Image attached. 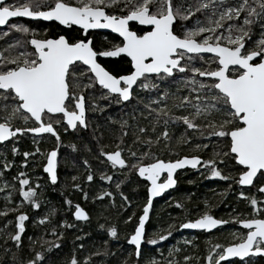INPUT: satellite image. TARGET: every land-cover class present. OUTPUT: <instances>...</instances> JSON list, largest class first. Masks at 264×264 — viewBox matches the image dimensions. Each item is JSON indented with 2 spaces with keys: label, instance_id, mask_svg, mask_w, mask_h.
Instances as JSON below:
<instances>
[{
  "label": "snow or ice",
  "instance_id": "6c2138e0",
  "mask_svg": "<svg viewBox=\"0 0 264 264\" xmlns=\"http://www.w3.org/2000/svg\"><path fill=\"white\" fill-rule=\"evenodd\" d=\"M14 17L56 21L67 31L38 37L37 29L26 23H9ZM190 19L191 26L185 23ZM0 26H8L9 31L22 34L23 39V43L22 39H15L7 45V51L0 49V143L11 140L13 156L20 152L16 142L23 136L31 134L36 145L32 151L22 152L21 166L29 164V157L41 154L43 171L55 184L59 148L64 143L61 130L63 133L87 130L89 113L103 112L108 107L107 103L98 104V99L122 104L136 98L144 103L146 112L142 115L150 118L149 123L135 124L134 139L128 144L125 138L129 134V121L113 120L119 125L116 143L111 151L99 147L98 157L117 171L127 169L147 181V202L134 231L127 237L135 247V256H141L153 198L177 183L174 177L177 169L191 166L205 168L212 178L233 179L239 186L254 187L260 194L258 198L243 190L237 193L251 210L243 218L238 213L231 219L247 231L232 233L235 242L212 245L207 264H221L229 258H238L240 264H256L257 257L264 258V182L257 183L258 179H264V0H235V3L227 0H0ZM105 29L118 34L120 39L107 47L101 43L97 48L91 33ZM107 39L102 36V41ZM24 45H30L31 50ZM122 54L129 58L127 69L114 72L100 62L101 57L116 58ZM173 84L175 90H172ZM137 90L155 94L145 99ZM173 125L184 127L175 137L177 144L192 141L188 130L201 138H215L211 141L212 157L177 153L176 159L162 158L154 147L176 152L169 132ZM44 134L55 140L54 147L41 149L38 140ZM68 147L77 150L75 143ZM194 148L207 149L208 144L196 143ZM225 158L235 167V177L224 175L217 166L225 163ZM13 163L5 160L0 175ZM83 164L89 169L84 179L93 182L94 173L88 160ZM99 175L103 181L113 180L110 173ZM13 179L18 181L22 199L16 202L15 208L5 207L0 215L17 213L10 239L19 249L23 246L22 234L29 219L27 212L20 208L26 202L32 208L40 207L37 199L40 185L38 180L33 185L24 171H19ZM72 179L75 181L77 177ZM122 183H116V188ZM4 187L15 185L5 182ZM72 188L81 190L83 198H88L80 183H73ZM113 195L102 190L94 199ZM120 196L126 202L122 207L131 204L123 192ZM7 198L11 199V193ZM64 202L74 207L72 215L77 220L89 218L80 203L73 204L67 197ZM174 203L184 207L179 201ZM48 220L49 215L38 218L41 224ZM127 220L131 221L132 216ZM228 222L206 210L197 218L180 223L179 227L211 230ZM62 225L72 227L67 221ZM52 232L55 234L56 229ZM107 234L117 237L118 230L109 226ZM170 235V231H165L146 242L154 245ZM58 239L55 243H42L51 249L59 246ZM29 240L31 249L35 241L31 237ZM175 251V248L169 249L170 254ZM17 259L19 264H44V252L35 250L30 257L14 256L13 264ZM183 259L188 261L189 257ZM84 260L87 264L89 257ZM69 264H78L75 256ZM148 264H157L156 259Z\"/></svg>",
  "mask_w": 264,
  "mask_h": 264
},
{
  "label": "trees",
  "instance_id": "16d2710c",
  "mask_svg": "<svg viewBox=\"0 0 264 264\" xmlns=\"http://www.w3.org/2000/svg\"><path fill=\"white\" fill-rule=\"evenodd\" d=\"M235 3V0H230ZM230 3V2H229ZM29 26L35 25L41 29H49L40 23L24 22ZM191 26L193 23L190 19L185 22ZM57 31H62L60 28ZM53 32V31H52ZM52 35L51 30L40 31L38 36ZM255 38V37H253ZM15 40V37L13 38ZM17 39V38H16ZM9 38L0 37V49L7 47ZM199 66V65H197ZM129 67L123 58L115 61H109L107 68L113 70H123ZM175 90L176 85H171ZM140 97L146 99L147 95L144 91L137 90ZM184 92V89H181ZM98 104H108L103 112L97 111L89 113L90 127L80 132L70 131L63 133L64 143L59 148L58 163V182L52 184L47 175L43 171L42 164L44 157L41 154L29 157V164L21 166L20 161L23 159V151H32L36 145L33 144L31 134L21 137L16 143L19 144L20 152L13 156L11 153L12 141L0 145V168H2L5 160L14 161L11 168L3 170L1 180L8 182L11 192V199L6 200L0 198V211L5 207L15 208L16 202L22 199L19 196V184L13 177L19 171H24L29 177L33 185L39 182L37 199L40 203L38 209L32 208L27 202L20 208V211L27 212L29 219L25 222L26 231L22 234L23 246L17 248L15 242L10 239V234L15 231L14 217L16 212H8L7 215H0V264H13V257H30L35 250H43L44 264H69L73 256L76 257L78 264H86L84 257H89L87 264H148L153 258L157 264H167V261H173V264H207L206 257L209 249L216 243L227 244L229 237L233 232L242 233L238 228V223L231 219L238 213L241 218L245 213H250L251 206L248 202L240 197L237 193L241 190L250 194H255L259 198V193L254 187L244 189L234 182L233 179L212 178L208 175L205 168H198L194 171H184L177 175V187L167 193L162 199L156 201L153 205L150 220L146 228V239L148 236H157L170 231L171 235L163 241H157L156 244H146L141 249V256H135V248L132 247L127 237L134 231L138 217L142 213L143 204L147 202L146 182L141 180L136 173L129 172L127 169L117 171L113 169L107 162H101L99 158V147L105 150H113L116 143V134L119 125L113 120L127 119L130 127L128 128V136L125 138L128 144H131L134 137L133 132L136 131L134 125H146L150 118H146L142 113L146 112L144 103L134 98L127 104H115L112 101H101ZM108 117H112L109 120ZM135 117V119H133ZM184 131L181 125L170 126L169 132L173 136V146L175 153H170L162 146L154 147V151L162 156V158L176 159L177 153L183 155H200L205 159L211 158L213 155V143L215 138H201L191 130L188 135L193 137L189 144H177L175 137ZM95 133V138H94ZM103 133V135H100ZM42 150H47L55 146V140L45 134L44 138L38 140ZM75 143L77 150L73 151L68 145ZM208 144L207 149L198 150L194 148V144ZM127 157V152L124 153ZM218 159V158H217ZM84 160H88L91 166L90 170L94 173V181L88 182L84 179L86 172L89 170L83 164ZM226 176L235 177L236 169L230 161L225 158V163L217 165ZM100 172L112 174V181H103L100 179ZM77 177L73 181V177ZM123 181L120 188H116V183ZM264 182V179H258L257 183ZM73 183H80L81 189L88 193V198L84 199L81 190L73 189ZM231 185V188H229ZM102 190L114 193L111 197L96 198ZM123 192L131 204L126 207L125 201L120 196ZM73 201V204L80 203L89 213V218L85 222L77 221L72 212L74 207L65 204V198ZM174 201L183 204V208L177 207ZM207 202V203H206ZM54 210V211H53ZM209 211L217 218L229 221L225 228L220 229L214 234H206L204 232H196L194 234L182 231L179 227L180 223L187 219H195L204 211ZM49 215V220L41 224L38 218ZM132 216V220L128 221L127 217ZM11 221V223H9ZM63 221H67L72 227L62 225ZM104 224V228L99 225ZM172 225L171 228L168 226ZM115 226L118 230L117 237L107 234V228ZM56 229L53 234L52 229ZM151 231L154 234L151 235ZM63 233L60 236V233ZM194 238L189 240L190 237ZM29 237L35 241L30 249L31 241ZM58 239L59 246L48 248L47 243L42 241L55 243ZM191 241V243L185 242ZM175 248L177 251L170 254L169 249ZM184 256H188L189 260L185 261ZM16 264H19L17 259ZM221 264H240L239 261ZM256 264H264V258L257 257Z\"/></svg>",
  "mask_w": 264,
  "mask_h": 264
},
{
  "label": "flooded vegetation",
  "instance_id": "af4514ba",
  "mask_svg": "<svg viewBox=\"0 0 264 264\" xmlns=\"http://www.w3.org/2000/svg\"><path fill=\"white\" fill-rule=\"evenodd\" d=\"M5 2H10V0H7ZM227 2L228 3L229 2L231 3L230 0H227ZM12 22H18V23L31 22V23H40V24H43L45 26H49L50 28L47 29V31L48 30H51L52 35H48V36H55L58 33L66 32L67 31V29L64 26L60 25L56 21L44 22V21H41V20H31V19H26V18H16V19H11L9 23H12ZM30 27H33V28H36L37 29V33H36L37 36H38V33L40 31H44L45 30V29H43V28L41 29V27L39 28L38 26H35V25H31ZM133 27H135V25H133ZM58 28H60L62 31H57ZM0 33H7V35L0 34V37L1 36H5V38H9V41H8L9 43H7V44H13L14 43V39H13L14 37H15V39L16 38L17 39H22V34L16 32L15 30L9 31V27L8 26L0 27ZM91 34L95 38L94 39V45L97 48H99L101 46V43H103V45L105 47H107V46H109V43L110 42H116V41H118L120 39V37L118 35H116L113 32L107 31V30H96L95 32H92ZM102 36H106L108 38L107 41H102ZM22 43H23V39H22ZM24 48H27L28 50H31V46L30 45H24ZM24 48H21L19 50H24ZM4 50L7 51V47L4 48ZM120 58H123L128 63V58L126 56H123V55H121L120 57H116V58H102L101 57L100 58V62L102 64H104L105 67H107V64L109 63V61L119 60ZM101 101H104V100L101 99ZM122 104H127V103H122ZM186 171H194V170H186ZM250 188H252V187H250ZM244 189H249V188H244ZM222 228H225V226L222 227ZM222 228H220V229H222ZM238 228L241 229L242 232H246L247 231L245 229L240 228L239 227V224H238ZM220 229H218V230H216V231H214L212 233H206V232H204V233H206L208 235L209 234H214L215 232H218ZM192 234H194V233H192ZM235 261H238V260H235Z\"/></svg>",
  "mask_w": 264,
  "mask_h": 264
},
{
  "label": "water",
  "instance_id": "95a60500",
  "mask_svg": "<svg viewBox=\"0 0 264 264\" xmlns=\"http://www.w3.org/2000/svg\"><path fill=\"white\" fill-rule=\"evenodd\" d=\"M5 1H7V0H5ZM16 18H25V17H14V18H10V20L11 19H16ZM26 19H31V20H41V21H44V22H52V21H45V20H43V19H32V18H26ZM0 27H4V26H0ZM105 30H107V29H105ZM107 31H110V32H112L111 30H107ZM116 34V33H115ZM116 35H118V34H116ZM119 36V35H118ZM123 55V54H122ZM210 55V54H209ZM124 56V55H123ZM129 59V58H128ZM70 131H73V130H70ZM45 135V134H44ZM11 141V140H10ZM10 141H6V142H3V143H0V145H2V144H5V143H7V142H10ZM198 168H192L191 166H184L183 168H181V169H177L176 170V172L174 173V177H175V179H176V181H177V175H178V173H180V172H183V171H186V170H197ZM46 174V173H45ZM57 174H58V169H57ZM47 175V174H46ZM137 176H138V174H137ZM139 177V176H138ZM141 180H143V181H145V182H147L144 178H141V177H139ZM163 178V177H162ZM51 182V181H50ZM57 182H58V180H57ZM56 182V183H57ZM52 183V182H51ZM55 183V184H56ZM177 183H178V181H177ZM177 183L174 185V186H172V187H170V188H168V189H166L163 193H161L160 195H158V196H156V197H154L153 198V201H152V205H151V208H150V211H149V218H148V220L146 221V223H145V237H146V228H147V225H148V223H149V220H150V216H151V212H152V210H153V205H154V203L156 202V201H159L160 199H162L167 193H169V192H171L172 190H174L176 187H177ZM53 184V183H52ZM241 187H243V188H250L251 186H241ZM76 219V218H75ZM77 220V219H76ZM88 220V219H87ZM87 220H77V221H79V222H85V221H87ZM227 224H225V225H220V226H217L216 228H214V229H211V230H202V229H190V228H181V230L182 231H185V232H188V233H196V232H206V233H212V232H214V231H216V230H218V229H220V228H222V227H224V226H226ZM239 227L240 228H242V229H245L244 228V226H242V225H239ZM245 230H247V229H245ZM130 244V243H129ZM146 244V239H145V241H142V246H141V249L143 248V246ZM131 245V244H130ZM132 247H134L133 245H131ZM135 248V247H134ZM235 260H238L239 261V259L238 258H229V260L227 261V262H225V261H222L221 263H230V262H232V261H235Z\"/></svg>",
  "mask_w": 264,
  "mask_h": 264
},
{
  "label": "rangeland",
  "instance_id": "374dc122",
  "mask_svg": "<svg viewBox=\"0 0 264 264\" xmlns=\"http://www.w3.org/2000/svg\"><path fill=\"white\" fill-rule=\"evenodd\" d=\"M20 49H21V48H20ZM1 177H2V176L0 175V198H3V199H6V200H7V199H8V198H7V197H8V194L11 193V192H10V190L8 189L9 187H7V188L4 187V183H5L6 181H2V180H1ZM7 183H8V182H7ZM8 200H9V199H8ZM233 233H234V232H233ZM152 234H154L153 231H151V235H152ZM153 237H155V236H148L147 239H149V238H153ZM228 237H229V240H228L227 243L235 242V241L233 240V236H232V234H231V236H228ZM193 238H194V237L191 236L189 240H191V239H193ZM147 239H146V240H147ZM185 242H187V241H185Z\"/></svg>",
  "mask_w": 264,
  "mask_h": 264
}]
</instances>
